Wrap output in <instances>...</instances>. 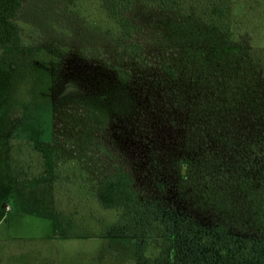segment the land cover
Here are the masks:
<instances>
[{"label": "rangeland", "instance_id": "374dc122", "mask_svg": "<svg viewBox=\"0 0 264 264\" xmlns=\"http://www.w3.org/2000/svg\"><path fill=\"white\" fill-rule=\"evenodd\" d=\"M130 13L145 55L160 48L175 57L173 42L192 40V53L220 38L194 13L140 1ZM14 20L19 49L0 48V264H135L128 234L147 223L96 201L97 182L113 169L96 145L133 172L144 204L159 187L172 200V158L182 153L172 151V115L130 95L144 69L100 0H25ZM261 28L236 40L264 43ZM66 81L80 91L63 94Z\"/></svg>", "mask_w": 264, "mask_h": 264}, {"label": "trees", "instance_id": "16d2710c", "mask_svg": "<svg viewBox=\"0 0 264 264\" xmlns=\"http://www.w3.org/2000/svg\"><path fill=\"white\" fill-rule=\"evenodd\" d=\"M23 1L0 0V48L7 52L19 49L14 18ZM137 1L161 12L194 13L220 38L196 42L202 46L192 53V40L186 46L173 42L175 57L160 48L145 55L134 39L142 28L130 13ZM100 2L120 28L117 41L126 42L124 50L144 69L130 95L172 115V151L182 150L172 158V200L159 187L158 200L146 205L133 172L109 148L96 145L113 167L97 182L96 201L147 223L144 233L128 234L135 264H264V43L236 40L263 30L264 0ZM254 13L258 21L248 26L244 18ZM204 195L208 203L201 204L197 197ZM148 237L155 247H148Z\"/></svg>", "mask_w": 264, "mask_h": 264}, {"label": "clouds", "instance_id": "9594fccd", "mask_svg": "<svg viewBox=\"0 0 264 264\" xmlns=\"http://www.w3.org/2000/svg\"><path fill=\"white\" fill-rule=\"evenodd\" d=\"M80 91L79 85L73 81H66L63 84L62 93L63 94H72Z\"/></svg>", "mask_w": 264, "mask_h": 264}, {"label": "built area", "instance_id": "2783aa9c", "mask_svg": "<svg viewBox=\"0 0 264 264\" xmlns=\"http://www.w3.org/2000/svg\"><path fill=\"white\" fill-rule=\"evenodd\" d=\"M8 208V207H7Z\"/></svg>", "mask_w": 264, "mask_h": 264}]
</instances>
